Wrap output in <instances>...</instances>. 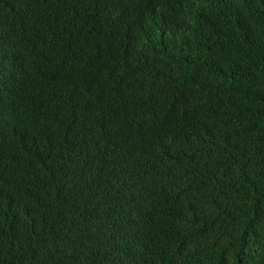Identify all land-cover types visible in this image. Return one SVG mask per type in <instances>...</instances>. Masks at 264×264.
I'll list each match as a JSON object with an SVG mask.
<instances>
[{
    "label": "trees",
    "instance_id": "obj_1",
    "mask_svg": "<svg viewBox=\"0 0 264 264\" xmlns=\"http://www.w3.org/2000/svg\"><path fill=\"white\" fill-rule=\"evenodd\" d=\"M0 264H264V0H0Z\"/></svg>",
    "mask_w": 264,
    "mask_h": 264
}]
</instances>
